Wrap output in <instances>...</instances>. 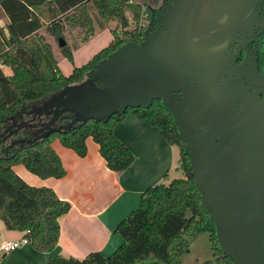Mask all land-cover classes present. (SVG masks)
Listing matches in <instances>:
<instances>
[{"label": "trees", "instance_id": "16d2710c", "mask_svg": "<svg viewBox=\"0 0 264 264\" xmlns=\"http://www.w3.org/2000/svg\"><path fill=\"white\" fill-rule=\"evenodd\" d=\"M157 0H0L7 16L5 31L0 28V220L7 229L23 231L28 243L39 251L51 250L57 240L59 215L70 204L59 198L49 186L31 185L12 168L20 163L39 177H60L65 170L50 142L53 139L72 149L78 156L86 153L85 139L97 144L106 167L122 170L132 161L129 148L112 133V125L131 112L158 127L162 137L177 148V168L182 176L149 185L140 193L137 205L112 228L120 236L114 250L103 254L92 250L83 257L50 256L45 264H178L179 254L187 249L188 238L207 231L215 264H233L218 247L214 226L193 184L187 148L173 123L168 109L159 99L147 106L120 109L106 119L77 121L68 128L52 131L34 142L19 143L18 138H32L34 127L13 128L30 117L26 111L41 103L63 85L80 81L101 58L124 41H139L148 18V10ZM91 13V14H89ZM87 14V15H86ZM109 20V42L68 74L60 72L49 42L38 32L43 27L56 38L64 27L85 28L79 41L106 26ZM94 22V24H93ZM131 24V26H130ZM85 26V27H84ZM78 33V31L76 32ZM64 43L59 52L71 59V48ZM7 65L10 74L1 68ZM69 111L61 112L52 125L65 124ZM48 116L42 115L44 121Z\"/></svg>", "mask_w": 264, "mask_h": 264}, {"label": "water", "instance_id": "95a60500", "mask_svg": "<svg viewBox=\"0 0 264 264\" xmlns=\"http://www.w3.org/2000/svg\"><path fill=\"white\" fill-rule=\"evenodd\" d=\"M256 0H175L139 41H124L84 77L63 85L12 121L34 127V142L77 121L106 119L159 99L187 148L193 184L233 264H264V100L249 89L227 43ZM65 43L57 37V45ZM61 125H52L63 112ZM42 115L48 116L40 121Z\"/></svg>", "mask_w": 264, "mask_h": 264}, {"label": "crops", "instance_id": "0c3cea01", "mask_svg": "<svg viewBox=\"0 0 264 264\" xmlns=\"http://www.w3.org/2000/svg\"><path fill=\"white\" fill-rule=\"evenodd\" d=\"M6 23L7 16L0 7V28L4 33ZM110 28L106 24L86 41L77 42L71 54L73 58L82 55L83 58L78 62L75 60L74 65L85 62L109 42L112 37ZM38 32L50 43L51 35L45 33L43 27ZM57 65L59 67L58 61ZM1 68L5 74L11 73L9 66L2 65ZM112 133L133 155L130 164L122 170L106 167L91 137L85 139L86 153L83 156L63 146L58 139L50 142L65 170L60 177H39L20 163L12 165L14 172L25 182L51 187L59 198L69 202L70 207L57 218L58 235L51 250L39 251L27 242L0 252V264H45L55 253L81 258L92 250L108 254L116 248L121 239L112 228L137 205L144 188L171 179V172L178 169V152L175 145L162 137L158 127L131 112H126L112 125ZM22 234L23 231L5 228L0 220V242L18 239Z\"/></svg>", "mask_w": 264, "mask_h": 264}, {"label": "flooded vegetation", "instance_id": "af4514ba", "mask_svg": "<svg viewBox=\"0 0 264 264\" xmlns=\"http://www.w3.org/2000/svg\"><path fill=\"white\" fill-rule=\"evenodd\" d=\"M174 1L157 0L149 7L147 23L153 18L152 26H156L155 18L164 17ZM207 1L212 4L215 2ZM227 48L228 64L238 67L233 75L239 74L248 88L257 89L258 95L264 100V0H256L251 12L231 34Z\"/></svg>", "mask_w": 264, "mask_h": 264}, {"label": "rangeland", "instance_id": "374dc122", "mask_svg": "<svg viewBox=\"0 0 264 264\" xmlns=\"http://www.w3.org/2000/svg\"><path fill=\"white\" fill-rule=\"evenodd\" d=\"M89 14H91V13H89ZM113 23H115V24H113ZM143 23L147 24V18ZM93 24H94V22H93ZM107 25L109 27L110 26L114 27L115 25H117V22L115 20H109ZM130 26H131V24H130ZM77 31H78V33H76ZM83 32H85V28H82L80 30L79 27H71V26L67 25L66 27H64L62 36H63L65 42L68 43L69 45H71L72 43H75V42H78L80 44V43L87 40L86 39L82 42L79 41V35L84 34ZM46 33L50 34L47 31H46ZM50 35H51V37H50V43L49 44H50L51 50L53 49L52 50L53 55L56 56V59L59 63V70L63 74H67L71 68L70 66L74 65V61L76 60L78 62L79 60H81L83 58V55L80 56V58H78L77 56L75 58H73V56L71 54V59L69 60L68 58H66L65 56H63L59 52V47L57 46L56 38L52 34H50ZM74 35H76V36H74ZM75 37H76V39L74 40ZM44 39H46L45 36H44ZM90 45L91 44H89V46ZM74 48H76V47H74ZM74 48H71V53H72V50ZM182 175H183L182 171L178 168L176 170V172H174V171L171 172V175H169V179L173 178V177H180ZM178 261H179L178 264H215V261L212 257V254H211V247H210V241L208 238V232L204 230V231H200V232L190 236L188 238V241H187V249L182 251L179 254Z\"/></svg>", "mask_w": 264, "mask_h": 264}, {"label": "built area", "instance_id": "2783aa9c", "mask_svg": "<svg viewBox=\"0 0 264 264\" xmlns=\"http://www.w3.org/2000/svg\"><path fill=\"white\" fill-rule=\"evenodd\" d=\"M146 19H144L142 21V23L145 21ZM144 25H146L145 23H143ZM28 240L25 236H20L18 239H7V240H3L0 242V252L4 253L7 251H10L24 243H27Z\"/></svg>", "mask_w": 264, "mask_h": 264}]
</instances>
